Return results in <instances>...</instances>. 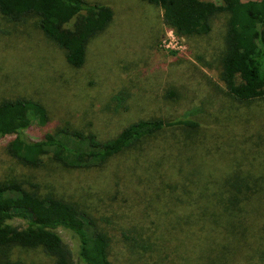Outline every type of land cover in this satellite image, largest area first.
Here are the masks:
<instances>
[{"label": "rangeland", "instance_id": "374dc122", "mask_svg": "<svg viewBox=\"0 0 264 264\" xmlns=\"http://www.w3.org/2000/svg\"><path fill=\"white\" fill-rule=\"evenodd\" d=\"M85 1L107 6L112 19L90 39L79 68L66 63L36 19L0 16V101H37L48 116L25 135L35 140L70 127L105 140L150 118L199 126L161 131L88 169L47 157L37 168L24 166L7 154V136L0 140V180L76 205L109 238V264H264V240L251 236L264 211L262 185L254 182L243 212L232 213L234 224L221 214L236 174L250 183L264 175V97L238 103L218 78L225 14L207 35L180 38L157 7L140 0ZM232 224L242 232H231ZM55 232L73 251L70 235ZM11 254L25 264H51L38 250Z\"/></svg>", "mask_w": 264, "mask_h": 264}, {"label": "trees", "instance_id": "16d2710c", "mask_svg": "<svg viewBox=\"0 0 264 264\" xmlns=\"http://www.w3.org/2000/svg\"><path fill=\"white\" fill-rule=\"evenodd\" d=\"M160 10L163 25L177 37L204 36L218 15L225 14L223 48L218 60V78L226 95L238 103L264 97V0H140ZM0 16L18 23L36 19L41 33L63 51L66 63L79 68L85 61L86 46L112 19L111 10L85 0H0ZM48 116L37 101L25 98L0 101V140L7 154L20 164L37 168L47 157L63 168H99L140 141L172 128L196 129L188 119H140L124 126L105 140L70 127L44 132L31 140L25 131L32 125L45 126ZM236 174L226 185L230 193L221 214L233 224L247 199L264 180L253 182ZM264 198V197H263ZM264 205V200L262 203ZM253 243L264 240V211ZM18 220L21 225H13ZM232 224V227H233ZM229 227V225H228ZM67 232L72 251L56 234ZM241 225L233 231L241 233ZM259 240H258V239ZM257 241H256V240ZM264 242V241H263ZM109 238L89 216L73 203L27 190L14 180H0V264H25L14 259L13 249L38 250L51 264H109Z\"/></svg>", "mask_w": 264, "mask_h": 264}]
</instances>
